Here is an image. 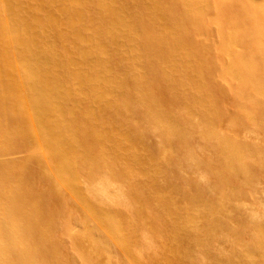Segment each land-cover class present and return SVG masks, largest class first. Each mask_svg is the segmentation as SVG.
<instances>
[{"label":"bare ground","instance_id":"obj_1","mask_svg":"<svg viewBox=\"0 0 264 264\" xmlns=\"http://www.w3.org/2000/svg\"><path fill=\"white\" fill-rule=\"evenodd\" d=\"M258 1L0 0V264H264Z\"/></svg>","mask_w":264,"mask_h":264},{"label":"rangeland","instance_id":"obj_2","mask_svg":"<svg viewBox=\"0 0 264 264\" xmlns=\"http://www.w3.org/2000/svg\"><path fill=\"white\" fill-rule=\"evenodd\" d=\"M255 1H258V0H255ZM258 2H263L264 3V0H259ZM215 34H216V29H215V27L213 26V25H209V27H208V29H207V35H209L210 37H212V38H214L215 37ZM237 82H235V86H237ZM228 112H232L231 110H228ZM230 114V113H229ZM149 131H151V129H149ZM158 133V134H156V133ZM150 134H151V136H153L154 135V133L157 135V136H153V137H149V138H151V140L150 141H152L153 142V147L152 146H148L151 150H153V151H156V150H158L159 148H158V143H156L155 145L157 146H154V143L155 142H158L159 141V131H151V132H149ZM150 134H148V136L150 135ZM153 134V135H152ZM243 133H241V132H239L238 133V136H237V139L238 140H240L239 142H242V141H244V137H245V133L242 135ZM247 136V135H246ZM259 136V135H258ZM257 136V137H258ZM156 137V140L154 139V140H152V138H155ZM260 137H261V139H263V137L260 135ZM259 137V138H260ZM149 142V141H148ZM149 144H150V142H149ZM155 148V149H154ZM200 154H202V155H204V154H207V152L205 153V152H201ZM188 162V161H187ZM183 164V163H182ZM187 163H184V169H186V167H185V165H186ZM189 162H188V165H186L187 167L189 166ZM134 166H135V168H137V166H136V164H134ZM190 167V170L192 169V167H191V165L189 166ZM188 167V168H189ZM138 169V168H137ZM188 172V173H187ZM191 172H193V170L191 171ZM190 171H189V169H187V171L185 170L184 171V173L187 175V177H189V179L190 180H193L192 178H194V174H192ZM192 175H191V174ZM178 175V174H177ZM191 176V177H190ZM259 182L260 183H258V185H256V187H258V190H259V192H258V190L256 191V193L254 192V194H252L251 196H253V198H255L256 199V201H258L259 200V202L262 204V206L261 207H264V175L262 174L260 177H259ZM250 194H251V191H250ZM75 201L77 200V195L76 196H74V198H73ZM254 199V200H255ZM77 202V201H76ZM76 202H74L73 203V205H75L76 206V209H80V210H82L81 208H80V206L79 205H77V203ZM258 204V203H257ZM258 208L259 207H257L256 209L258 210ZM245 209H246V213H250L251 211H255V208L253 207V206H251V205H249V206H246L245 207ZM260 211V210H259ZM77 222H79V221H74V223H77ZM80 223H77V224H74L75 226H79L78 228H80L81 230H82V228H81V224L79 225ZM83 227V226H82ZM93 227H94V229L96 228V231H97V234H98V237L100 238V239H102V240H106V241H109L108 240V238L106 237V235H105V233L98 227V225L96 224V223H93ZM78 228H77V230H78ZM78 231H80V230H78ZM95 231V232H96ZM67 245H68V250L69 251H71V253L73 252V254L75 253V251L73 250V248L71 247V245H69V243H67ZM114 245H115V243H113V242H111L110 243V245H109V248L111 249H113V252H116L115 254L116 255H118L117 256V259L121 262V263H123V264H129L130 263V261H128L127 260V258L126 257H128L127 255H125V253L124 252H121L120 250H117V248H114ZM118 253V254H117ZM124 253V254H123ZM129 258V257H128ZM75 264H80L78 261H76L75 262Z\"/></svg>","mask_w":264,"mask_h":264}]
</instances>
